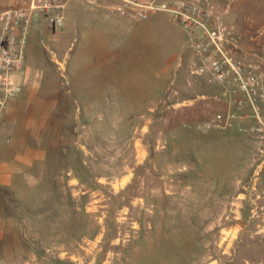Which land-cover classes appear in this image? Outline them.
Returning a JSON list of instances; mask_svg holds the SVG:
<instances>
[{"label": "rangeland", "instance_id": "obj_1", "mask_svg": "<svg viewBox=\"0 0 264 264\" xmlns=\"http://www.w3.org/2000/svg\"><path fill=\"white\" fill-rule=\"evenodd\" d=\"M213 1L237 57L264 68V0ZM111 6L70 0L62 31L31 30L0 132L20 168L0 185V264H264L253 117L202 129L230 99L192 74L189 36Z\"/></svg>", "mask_w": 264, "mask_h": 264}, {"label": "built area", "instance_id": "obj_2", "mask_svg": "<svg viewBox=\"0 0 264 264\" xmlns=\"http://www.w3.org/2000/svg\"><path fill=\"white\" fill-rule=\"evenodd\" d=\"M69 1L29 0L23 7L0 9V125L9 103L22 91L16 76L26 63L31 30L45 21L53 32L62 31ZM81 1L112 3V11L132 20L168 15L189 36L196 57L190 65L192 74L208 85L222 87L230 99V111L217 114L201 128L231 129L235 120L243 121L250 114L255 122L245 130L264 139V68L237 57L233 49L236 40L225 23L221 5L213 0Z\"/></svg>", "mask_w": 264, "mask_h": 264}, {"label": "crops", "instance_id": "obj_3", "mask_svg": "<svg viewBox=\"0 0 264 264\" xmlns=\"http://www.w3.org/2000/svg\"><path fill=\"white\" fill-rule=\"evenodd\" d=\"M76 30H77V28H76ZM13 102L14 101L9 103V106H8L7 111H6L5 117H4V119H3V121L1 122V125H0V132L6 133L7 130H8L7 129L6 120H7V118L9 119V117L12 115L11 114V111H12L11 110L12 109L11 105L13 106ZM17 153H18L17 152V145H14V147H10V149H8L7 145L0 141V185L2 183H4L3 178H5L4 176H6L5 174L7 172H11L12 174H14V173L20 171V168L18 166L19 161L18 162H11V163L10 162L8 163L7 161L6 162L2 161L3 157L1 156V154L4 157H8V158L11 157L12 155H14L15 159L17 160V157H18ZM30 158H33V154L30 155ZM21 159H22V157H21Z\"/></svg>", "mask_w": 264, "mask_h": 264}]
</instances>
